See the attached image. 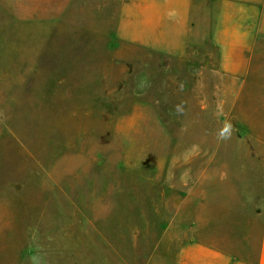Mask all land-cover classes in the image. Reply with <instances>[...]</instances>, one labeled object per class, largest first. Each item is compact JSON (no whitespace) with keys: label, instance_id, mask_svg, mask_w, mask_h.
Here are the masks:
<instances>
[{"label":"rangeland","instance_id":"rangeland-1","mask_svg":"<svg viewBox=\"0 0 264 264\" xmlns=\"http://www.w3.org/2000/svg\"><path fill=\"white\" fill-rule=\"evenodd\" d=\"M141 11L0 0V264H168L165 226L264 177V42L221 72Z\"/></svg>","mask_w":264,"mask_h":264},{"label":"crops","instance_id":"crops-1","mask_svg":"<svg viewBox=\"0 0 264 264\" xmlns=\"http://www.w3.org/2000/svg\"><path fill=\"white\" fill-rule=\"evenodd\" d=\"M136 1L142 7L137 19L152 27L151 37L137 33V39L212 41L219 50V71H254L256 44L264 42V0ZM231 195L225 199L219 189L215 212L199 207L193 213L197 219L164 227L171 237L168 264H264V177ZM145 264L157 263L153 256Z\"/></svg>","mask_w":264,"mask_h":264}]
</instances>
